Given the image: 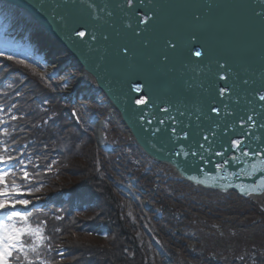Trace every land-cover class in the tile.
I'll list each match as a JSON object with an SVG mask.
<instances>
[{
    "label": "water",
    "instance_id": "95a60500",
    "mask_svg": "<svg viewBox=\"0 0 264 264\" xmlns=\"http://www.w3.org/2000/svg\"><path fill=\"white\" fill-rule=\"evenodd\" d=\"M91 2L102 9L107 5L100 13L102 19L99 22L90 19L88 11L81 6V0H0L5 8L24 12L35 22L40 36L51 39L71 57L73 63L69 66L74 65L93 80L98 91L106 96L120 115L121 123L136 147L140 148L147 158L167 166L178 178L195 188L222 194L233 192L242 198L260 200L261 208L264 209V184L260 183L258 172L255 177L252 175L250 167L252 165L257 169L264 167V158H242L243 163H230L224 170H217L214 167L215 162L233 155L227 149L230 139L239 138L241 130L238 123L235 125L234 133L220 134L216 138L218 141L223 139L224 144L223 147L219 143L215 144V150L226 151V156L224 158L208 156L206 152L200 150L201 154L207 157L204 162H200L198 157L190 156L186 159L183 155L176 156L175 152L179 150L177 145L170 142L163 144L159 136L151 135V128L156 126L155 117L162 116V113L157 111V106L169 107V104L162 102L164 100L177 104L182 111L185 106L188 108L189 115L182 119L185 123H193L194 138H198L195 126L198 110L221 123L227 119L230 127L231 121L236 119L234 115L224 116L223 107L219 103L224 98L217 96V103L213 105L221 107V113L217 116L209 112L207 96L203 95L200 89L186 91L183 81L188 79L190 73L183 76L176 73L171 86H163L167 82V77L162 66L158 64V59L165 51L163 42L166 39H172L177 43L176 51L172 55L179 65L190 57L189 49L196 44L195 41L192 44L191 35L198 34L209 55L203 58L191 57L196 64L205 67L208 61L214 62L220 58V63L227 67L223 60L226 59L233 65L234 71L239 73V77L255 81L254 85L250 83L245 88L239 78L230 77L227 83L237 85L232 95L240 94V105L237 107L235 100L225 99L224 102L229 104V110L234 109L240 115H243L242 110L245 108L249 111L252 108L260 110L261 102L258 100V94L253 93V89L264 88V16L257 14L264 11V0H145L144 8L136 5L138 11L150 10L154 5L158 9L155 15L151 11L147 12L155 20L150 22L147 33L141 34L151 40L150 48H145L140 38L133 37L130 34L131 30L123 27L124 13L116 8L121 0ZM58 4L61 7L57 8ZM113 10L114 15L109 18L106 13ZM196 15L200 17L199 21L193 19ZM127 22L135 25V18ZM93 23L99 24V30L96 31L98 37L103 32L111 33V38L107 41L102 38L91 40ZM122 29L124 33L117 34ZM74 30H84L88 34L84 38H79L74 34ZM123 46L134 50L135 56L130 53L128 59L122 55L120 49ZM105 53L106 60L101 61L100 57ZM196 75L199 77L196 83H203L213 95H216V90L226 85V81L219 80L218 75L228 74L223 71L217 74L213 65L210 73L198 71ZM136 83L144 85L139 93L130 88L131 84ZM141 96H147L148 102L138 106L134 101ZM154 102L157 106H154ZM172 114L176 115L175 111ZM140 115H146L153 124L150 126L140 121L138 119ZM257 135L264 134L257 131ZM179 144L188 146L189 141L180 140ZM205 147L207 148V144ZM235 154L239 155L238 152ZM208 160L213 163H209ZM245 169L247 171H244ZM233 172L236 173L235 176L231 175ZM34 205L32 204L31 208L24 206L18 208L30 212Z\"/></svg>",
    "mask_w": 264,
    "mask_h": 264
},
{
    "label": "trees",
    "instance_id": "16d2710c",
    "mask_svg": "<svg viewBox=\"0 0 264 264\" xmlns=\"http://www.w3.org/2000/svg\"><path fill=\"white\" fill-rule=\"evenodd\" d=\"M60 91L40 63L0 51V156L13 157L0 169L8 172L9 187L26 193L16 198L36 203L30 212L16 208L26 221H8L7 210L0 211V221L39 231L43 240L21 238L26 247L37 246L28 256L32 264H182L148 231L138 191L116 182L122 170L142 185L120 152L133 141L116 134L112 150L99 149L88 121L75 117L76 107ZM135 209L141 220L132 218ZM161 231L169 237L165 227Z\"/></svg>",
    "mask_w": 264,
    "mask_h": 264
},
{
    "label": "snow or ice",
    "instance_id": "6c2138e0",
    "mask_svg": "<svg viewBox=\"0 0 264 264\" xmlns=\"http://www.w3.org/2000/svg\"><path fill=\"white\" fill-rule=\"evenodd\" d=\"M137 4H139L141 8H144L145 0H121V2L117 3L116 8L124 13L123 27L130 29V34L133 37L140 38L141 43L145 48H150L152 44L151 40L145 35L141 34L147 33L150 22L155 20L154 17L148 15L147 12L151 11L155 15L158 9L157 6L154 5L150 10L138 11L136 8ZM81 6L88 11L90 19L96 22H99L102 19L100 13L107 8V5H105L102 9L97 4L91 2V0H81ZM56 7L59 8L61 5L58 4ZM257 14L264 16V11ZM106 15L111 18L114 15V10L108 11ZM131 18H135V25L127 22V20ZM61 19L63 20L64 17L62 16ZM193 19L199 21L200 17L196 15L193 17ZM105 23L108 24V21H105ZM140 25H143V27H139ZM108 26L112 27L111 24H108ZM93 29L94 31L92 32L91 40L96 41L98 38H102L103 40L107 41L111 38V33L104 34L101 32L100 36H97L96 31L99 30L98 23H93ZM122 33H124L123 29L117 32V34ZM74 34L79 38H84L88 33L84 30H74ZM190 39L192 44H194L193 41H195L196 44H194V47H190L189 49L190 57L179 65L175 62L172 55L176 51L178 46L177 43H174L172 39H166L163 42L165 51L158 59V64L162 66L167 77V82L163 86L170 87L173 82L172 78L176 73H179L180 76H183L185 73H190L188 79L183 81L185 90L190 91L196 88L200 89L202 94L207 96L209 112L215 113L217 116H219L221 113V107L213 105L217 103V96L224 98L219 101L220 105L223 107L224 116L228 117L230 115H234L236 116V119L231 121L230 127L229 121L227 119L221 123L218 120H214L210 115L198 110V114L195 116L196 136L198 138H194L193 123H185V121L182 119L183 117L189 115L188 108L185 106L184 110L182 111L177 104H173L170 100H164L162 102L169 104V107L160 108L156 105V102H154V106H157V111L162 113V116L155 117L156 126L151 128V135L153 137L159 136L160 141L163 144L170 142L177 145L179 150L175 152L176 156L179 157L183 155L186 159L190 156L198 157L200 162H204L207 157L202 155L200 150L206 152L208 156L215 155L218 158H224L226 156V151L215 150V144L219 143L222 147L224 144L223 139L218 141L216 138L220 134L234 133L235 125L238 123L241 130L239 133V138L230 139L227 149V151L232 152L233 155L229 158L222 159L220 162H215L214 167L217 170H224L226 166L230 165V163H243L244 160L242 158H264V135H257V131L264 134V88L253 89V93L258 94V100L261 102L259 111H257L255 108H252L250 111L245 108L242 110L243 115H240L234 109L230 111L229 104L224 102L225 99L229 101L235 100L237 107L240 105V94L236 93L235 96L232 95V93L235 92L237 85L235 83H227L230 77L233 79L239 78L240 83L245 88H247L250 83L254 85L255 81L250 80V78L245 79L239 77V73L234 71L233 65L228 63V60L226 59L223 60L228 65L227 67H225V64L220 63V58H217L214 62L208 61V64L205 67H200V65L196 64V62H194L191 57L203 58L209 55V51L207 47L200 42V37L198 34H192ZM196 45L199 46L197 47ZM120 53L125 55L128 59L130 53L132 56H135L134 50L127 46H123L120 49ZM106 56L107 53L102 55L100 60L105 61ZM213 65L216 67L217 74L220 71L228 74L218 75V79L226 81V85L224 87L218 88L216 90V95H213L209 88H206L203 83H196V81L199 79V77L196 75L197 72L210 73L212 71ZM70 84L71 80L69 78L65 79L63 82V86L65 88H68ZM143 87L144 85L139 83L130 85L131 90L137 93L141 92ZM157 99L159 100V98ZM134 102L138 106L145 105L148 102V97L141 96L139 99H135ZM173 111H175L176 115L172 114ZM153 116H155V113H153ZM138 119L150 126L153 124V121L149 120L146 115H140ZM180 140L189 141V145L185 146L183 144H179ZM201 141H203V143ZM206 144L207 148L205 147ZM253 144H255V147H253ZM193 145L195 148H193ZM237 152L239 155L235 154ZM12 159L13 157L10 155L7 157L0 156V163H5ZM208 162L213 163L211 160H208ZM250 167L252 169V175L255 177L258 172L259 181L261 184H264V167H260L259 169H257L255 165ZM244 171L247 170L245 169ZM7 175V171L0 169V211L7 210V212L10 213L7 216L8 221H12L14 218H18L21 221H26V213L23 211H17L16 208L18 205L28 206L32 204V201L29 199L16 198L19 195H25L26 193H17L15 188L9 187L8 182L5 179ZM231 175L235 176L236 173L233 172ZM28 177L29 173L25 171V180H27ZM217 178L219 179L220 177ZM224 178L226 179V177ZM193 179H195V177H193ZM57 219H59V217H57ZM24 234L25 228L17 227L15 224H9L0 221V264H24V262H27V264H32V262L28 260V256L29 253H36L37 246L36 244H32L26 247L21 239ZM28 234L37 236L39 240H43V237L39 236L38 231L33 232L29 230ZM40 264H47V262L41 260Z\"/></svg>",
    "mask_w": 264,
    "mask_h": 264
},
{
    "label": "rangeland",
    "instance_id": "374dc122",
    "mask_svg": "<svg viewBox=\"0 0 264 264\" xmlns=\"http://www.w3.org/2000/svg\"><path fill=\"white\" fill-rule=\"evenodd\" d=\"M17 16L18 13L15 10L1 9L0 7V33L2 30L6 31L9 29L11 24L9 20ZM2 49L0 50L2 51ZM4 51L15 53L19 56L27 55L20 48L4 49ZM36 61L39 62L38 60ZM46 69L47 66L42 64V72L47 76ZM75 75L77 73L69 67L64 71V75L55 79V81L61 84V88H63L61 81L67 78L74 81ZM91 101L84 98H76L67 102L76 107V115L82 122L83 120L88 121V126L92 128L95 139L99 135L98 120L106 119L107 122L103 130L109 144L116 142V134H121L133 141L128 131L120 123L119 115L115 111H112V114L107 113L104 117L98 113L97 110L99 109L104 110L107 107L112 109L104 94L99 95L98 101L93 104L90 103ZM120 152L123 153L126 159L131 161L132 169L140 175L139 184L142 185L138 187L131 180L135 179L134 175L130 176V173H124L120 168V175L116 174V182L118 185H124L126 181L128 183H125L126 188L131 186L135 188L134 191H139L140 193L141 189H143L146 192L143 195L145 196L143 200H146L147 197L149 202L147 205L151 208L147 209L146 204L144 207L142 199H138V201L141 199L139 207L142 212L140 213H143L146 227L153 234V238L178 257L182 264H203V261L210 258L212 264H216V260L235 264V260L241 255L240 252L251 244L249 241L255 239L259 243H264V209L260 206V200L242 198L233 192L220 194L208 189L195 188L188 182L178 178L165 165L150 161L141 152L140 148L134 145V142H132L131 147L120 149ZM150 169L152 173L149 174ZM155 175H159L160 183L154 179ZM144 183H147V187L144 186ZM169 189H172V192ZM163 203L167 207L165 209L166 214L159 219L158 215H156L158 213L153 210L156 208L160 209ZM134 213L131 212L132 218L141 220L138 210L135 209ZM155 217L158 219L156 220ZM165 217L168 220H172L174 225L162 222ZM162 227H165L169 232V240L166 234L162 233ZM29 230L37 232L36 229L25 228V234H28ZM254 231L255 233H253ZM102 236L104 237L105 234ZM187 239L196 240L198 245H200L197 251L190 250L191 247L185 242ZM152 241L153 239H151ZM218 241H222L226 247L231 246L232 243H237L238 249L237 251L233 249L226 250L225 246L222 248ZM152 248L149 252H151L153 261L155 260L154 249L156 248L154 246ZM201 248L204 250L202 251Z\"/></svg>",
    "mask_w": 264,
    "mask_h": 264
},
{
    "label": "bare ground",
    "instance_id": "6f19581e",
    "mask_svg": "<svg viewBox=\"0 0 264 264\" xmlns=\"http://www.w3.org/2000/svg\"><path fill=\"white\" fill-rule=\"evenodd\" d=\"M2 9L5 8L2 4H0ZM18 13L16 18H13L10 24V28L6 31L2 30L0 34V44H9L13 43L18 46L22 45V41L26 40L28 43L23 44L26 49L33 51L35 48L36 53L42 54L44 56V62L48 63V69L50 73L61 72L64 71L70 63L72 62L71 57L59 46L53 42L49 38H45L39 35L36 29V24L31 20L27 15L23 12L15 11ZM23 46V47H24ZM36 46V47H35ZM40 51V52H39ZM68 92L66 93L67 97H74V95L78 96V92L82 89L90 88L92 85L90 77L83 71L78 72V77H75V81ZM85 92H90L86 91ZM98 129H101L99 125H97Z\"/></svg>",
    "mask_w": 264,
    "mask_h": 264
},
{
    "label": "built area",
    "instance_id": "2783aa9c",
    "mask_svg": "<svg viewBox=\"0 0 264 264\" xmlns=\"http://www.w3.org/2000/svg\"><path fill=\"white\" fill-rule=\"evenodd\" d=\"M71 86L72 85H70L68 88H66L63 91L64 95H66V93L68 92V90ZM100 123H102V121H99L97 123V125L98 124L100 125ZM99 127H101V126H99ZM101 129H102V127H101ZM101 129H98L99 135L97 137V141H98L99 147L104 148L105 147V145H104L105 138H104L103 134L101 133ZM150 173H152V170L150 171ZM158 176L159 175H155L154 179H156V181L158 183H160V179L158 178ZM169 190H171V192H172V189H169ZM141 192L143 195L146 193L143 190H141ZM143 195L141 196V199L143 202V206L145 207V204L147 205V204H149V202L147 200V197H146V200H143L145 198V196H143ZM163 196H162V198H163ZM146 207H148V205ZM153 211L156 213H159V215H163V212H164V211L162 212L161 208L160 209L156 208ZM253 233H255V231ZM190 241H191V243L189 244ZM185 242H186V244H188L191 247L190 250H192V251H197L198 246H200V245H198V243L194 239H187V241H185ZM218 242L220 243L222 248L225 246V245H223L222 241H218ZM249 242H251V244H249L247 246V248L243 247L245 249H243L240 252L241 255L239 258H237L235 260V264H264V243H259L258 241H255V239H253L252 241H249ZM263 242H264V240H263ZM201 245H204V244H201ZM237 246H238L237 243H232L231 246H227V247L225 246V249L226 250L233 249L234 251H237V249H238ZM201 250L203 251L204 249L201 248ZM210 259L203 261V264H212V261ZM216 262H217L216 264H231L232 263V262L230 263V262H224V261H220V260H216Z\"/></svg>",
    "mask_w": 264,
    "mask_h": 264
}]
</instances>
